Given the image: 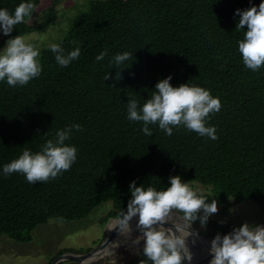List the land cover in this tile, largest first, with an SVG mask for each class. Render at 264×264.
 I'll list each match as a JSON object with an SVG mask.
<instances>
[{"label": "trees", "instance_id": "obj_1", "mask_svg": "<svg viewBox=\"0 0 264 264\" xmlns=\"http://www.w3.org/2000/svg\"><path fill=\"white\" fill-rule=\"evenodd\" d=\"M62 1L31 0L33 14L49 10L51 19ZM22 2L26 0H0V9L14 13ZM261 2L91 0L59 42L66 52L80 47L77 60L61 67L45 48L38 58L43 69L38 78L15 87L0 81V237L29 244L38 227L86 219L112 202L106 224L127 210L131 182L164 190L176 175L210 187L211 193L204 194L207 202L216 198L218 205H226L233 199L264 206V66L246 68L238 50L246 29L236 30V10ZM29 19L16 25L0 48L10 38L48 25H32ZM105 49L108 56L97 62ZM125 51L131 59L110 69L111 57ZM107 72L111 78L105 81ZM116 72H121L119 81ZM169 76L174 87L189 83L220 99V111L206 120V126L216 128V140L184 126L167 136L158 124L149 125L148 136L142 122L128 120V98L143 105ZM73 124L81 130H73L65 141L77 149L68 171L34 184L22 173L3 174V166L25 148L38 152L57 130ZM210 225L225 234L234 228ZM142 249L127 264L146 259ZM65 252L73 250L61 254Z\"/></svg>", "mask_w": 264, "mask_h": 264}, {"label": "clouds", "instance_id": "obj_2", "mask_svg": "<svg viewBox=\"0 0 264 264\" xmlns=\"http://www.w3.org/2000/svg\"><path fill=\"white\" fill-rule=\"evenodd\" d=\"M35 9L36 4L31 0L20 3L14 13L0 9V31L10 36L16 25L32 17ZM236 15L239 17L236 30L246 29L238 43L239 53L246 68L257 71L264 66V2L258 7L237 9ZM49 48L61 67L69 66L81 55L80 47L66 52L61 44L52 43ZM39 56L40 51L24 36L8 39L0 50V81L6 79L12 87L26 86L43 70ZM107 56L108 50L105 49L96 56V61H103ZM131 57L132 53L127 51L117 53L109 61L110 69L119 68ZM110 78L111 74L107 72L105 81ZM115 78L119 81L121 72H116ZM171 79V76L161 79L143 105L134 98H128V120L142 122V132L148 136L152 135L149 125L158 124L167 136L173 135V128L184 126L201 137L216 140V128L206 126V120L210 114L220 111V99L214 98L209 90L189 83L174 87ZM73 130L80 131L81 125L73 124L57 130L55 137L48 139L38 152L25 148L17 159L3 166V174L22 173L33 184L57 178L77 159L76 147L65 143L71 139ZM169 185L164 190H157L154 186H137L135 181L131 182L127 210L108 225L107 230L117 231L118 236L125 237L127 242L133 232L131 222L138 217L136 229L140 234L131 243L140 245L143 241L142 255L146 259H141L139 264H148L149 261L151 264H184L185 259L191 264L194 254L189 247V239L195 245L200 235L199 231L191 230L194 222L199 220L201 228H206L209 218L219 211L216 198L207 202L203 191L193 188L181 176H170ZM174 210L182 213V223L172 222ZM59 219L62 222L63 218ZM169 222L174 227H165ZM110 245L118 247L119 242ZM209 255L212 257L209 264H264V225L245 222L228 234H217L211 240Z\"/></svg>", "mask_w": 264, "mask_h": 264}, {"label": "rangeland", "instance_id": "obj_3", "mask_svg": "<svg viewBox=\"0 0 264 264\" xmlns=\"http://www.w3.org/2000/svg\"><path fill=\"white\" fill-rule=\"evenodd\" d=\"M90 1L63 0L54 10L51 19L48 18L49 10L33 14L29 19L30 24L38 26L48 21V25L38 32L25 35L26 41L33 44L40 53L43 49L49 48L50 44L59 43L66 36L74 17L80 12L88 10ZM6 37L0 31V42ZM4 47H1L0 50ZM191 185L193 188L202 190L204 194L211 193L210 187L196 182ZM218 208V213L209 218L206 228H201L200 221L197 220L192 229L206 237L214 238L217 234L225 235V233L212 227L211 222L234 227L242 226L245 222L264 225V206L261 207L252 201L237 204L233 199H229L226 205H218ZM113 209L112 202H107L96 208L86 219L70 223L50 221L33 232V241L29 244H19L8 237H0V264H51L66 249L73 250L74 253H87L104 239L107 223L104 224L103 219ZM181 216L182 213L174 210L171 217L172 222L182 223ZM139 234L135 229L127 242H125V237L120 236L116 241L119 242V246L114 248L112 253L109 251L102 259L90 264H127L143 248V241L140 245L131 243V240ZM190 245L194 253L200 252L202 249L200 243L195 245L191 243ZM59 264L78 263L64 261Z\"/></svg>", "mask_w": 264, "mask_h": 264}, {"label": "water", "instance_id": "obj_4", "mask_svg": "<svg viewBox=\"0 0 264 264\" xmlns=\"http://www.w3.org/2000/svg\"><path fill=\"white\" fill-rule=\"evenodd\" d=\"M115 218H110L107 222L106 225V234L102 242L92 249L91 251L87 253H74V252H65L58 256L51 264H59L64 261H75L78 264H90L93 262H96L100 259H102L111 247L110 244H113L117 241L118 238V233L117 231H111L107 232L108 225L110 221L114 220ZM165 227H174L171 222L165 225ZM192 231H196L194 229H191ZM199 240L202 241V243L205 245V247L209 250L210 249V244L211 240L214 238L206 237L202 234L199 235ZM212 257L209 255V252L206 256L197 259V260H192L191 264H209L210 260ZM184 264H188V261L185 259Z\"/></svg>", "mask_w": 264, "mask_h": 264}, {"label": "bare ground", "instance_id": "obj_5", "mask_svg": "<svg viewBox=\"0 0 264 264\" xmlns=\"http://www.w3.org/2000/svg\"><path fill=\"white\" fill-rule=\"evenodd\" d=\"M137 222H138V217H135L134 219H133V221L131 222V226H132V229H133V231L136 229V224H137ZM108 229V228H107ZM108 233L109 232H111V231H107ZM119 237L120 236H118V238H117V240L119 239ZM124 239V238H123ZM197 243H200L201 245H202V249H201V251L200 252H198V251H196L195 253L193 252V250H192V247H191V238L189 239V247L191 248V251L193 252V254H194V257H193V260H197V259H200V258H202V257H204V256H206L207 254H208V252H209V250L205 247V245L202 243V241L201 240H197ZM114 244V243H113ZM117 246H113V245H111V247L109 248V250L106 252L107 254H108V252L110 251L111 253H112V250L114 249V248H116ZM106 254V255H107ZM110 254V253H109ZM105 255V256H106Z\"/></svg>", "mask_w": 264, "mask_h": 264}]
</instances>
